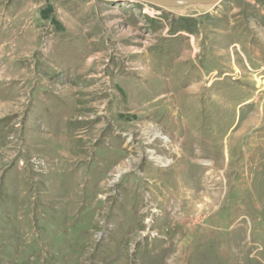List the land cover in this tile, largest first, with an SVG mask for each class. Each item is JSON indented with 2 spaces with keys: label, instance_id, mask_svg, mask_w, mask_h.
I'll list each match as a JSON object with an SVG mask.
<instances>
[{
  "label": "rangeland",
  "instance_id": "obj_1",
  "mask_svg": "<svg viewBox=\"0 0 264 264\" xmlns=\"http://www.w3.org/2000/svg\"><path fill=\"white\" fill-rule=\"evenodd\" d=\"M0 264H264V0H0Z\"/></svg>",
  "mask_w": 264,
  "mask_h": 264
},
{
  "label": "water",
  "instance_id": "obj_2",
  "mask_svg": "<svg viewBox=\"0 0 264 264\" xmlns=\"http://www.w3.org/2000/svg\"><path fill=\"white\" fill-rule=\"evenodd\" d=\"M160 7H178L188 5H208L218 3L220 0H142Z\"/></svg>",
  "mask_w": 264,
  "mask_h": 264
},
{
  "label": "bare ground",
  "instance_id": "obj_3",
  "mask_svg": "<svg viewBox=\"0 0 264 264\" xmlns=\"http://www.w3.org/2000/svg\"><path fill=\"white\" fill-rule=\"evenodd\" d=\"M204 6H206V5H204ZM144 11H146V10H144ZM147 12H148V11H147ZM149 12H150V11H149ZM155 137H161V138H163V139H164V138L166 139V137H163V136H161V135H159V134H156ZM162 160H163V159H162ZM168 162H169V160L166 159V160H164L163 164L166 165ZM205 164H207V163H205Z\"/></svg>",
  "mask_w": 264,
  "mask_h": 264
}]
</instances>
